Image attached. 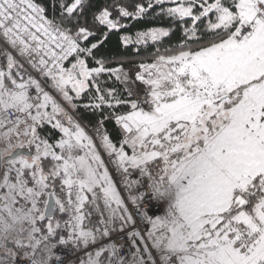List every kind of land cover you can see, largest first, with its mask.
I'll use <instances>...</instances> for the list:
<instances>
[{"label":"snow or ice","instance_id":"1","mask_svg":"<svg viewBox=\"0 0 264 264\" xmlns=\"http://www.w3.org/2000/svg\"><path fill=\"white\" fill-rule=\"evenodd\" d=\"M0 264H264V0H0Z\"/></svg>","mask_w":264,"mask_h":264},{"label":"trees","instance_id":"2","mask_svg":"<svg viewBox=\"0 0 264 264\" xmlns=\"http://www.w3.org/2000/svg\"><path fill=\"white\" fill-rule=\"evenodd\" d=\"M170 6V4L166 5ZM157 13L159 12V9L156 10ZM149 20H155L157 22V26H167V24H161V22L158 20L157 16H149L148 17ZM167 19V18H165ZM121 23L126 24L127 28L130 30V32L128 34L131 35H135V32L140 30L139 27L137 26V21L136 20H123L121 21ZM190 23V21H189ZM175 31V28L173 29ZM121 35L125 34V33H120ZM176 35H179V33L177 32ZM117 43H118V36L116 34L112 35L111 38L109 39V41L107 42V44L105 45L104 49L102 51H105L106 53H108L109 55H111L112 53L116 52L117 49ZM176 44V40L175 37L173 36L171 41H169V38H162L161 41L159 43L154 44L152 47L148 48L147 51H143V48L145 46H140L141 47V56L139 57H135V59H141L147 55H150L152 52L155 51L156 47H160L161 45H163L164 48H168L171 46H174ZM131 50L132 51H136L137 50V46L136 45H131ZM119 50H123L122 46ZM101 79H106V77H101ZM87 100L84 99L82 100V103H86ZM81 114L84 115L87 120L85 122L91 121L92 123H95V120L99 119L100 117L98 115L93 116L91 114V112H84L83 109H81ZM106 114V113H105ZM107 129L110 132H113V135L115 136V132H114V127L113 124L111 122H108L106 124ZM50 128H46L45 132H49Z\"/></svg>","mask_w":264,"mask_h":264},{"label":"rangeland","instance_id":"3","mask_svg":"<svg viewBox=\"0 0 264 264\" xmlns=\"http://www.w3.org/2000/svg\"><path fill=\"white\" fill-rule=\"evenodd\" d=\"M170 6H172V5H170Z\"/></svg>","mask_w":264,"mask_h":264}]
</instances>
